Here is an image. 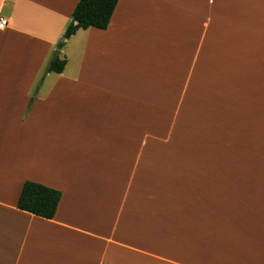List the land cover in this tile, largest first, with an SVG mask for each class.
Returning a JSON list of instances; mask_svg holds the SVG:
<instances>
[{
	"label": "crops",
	"instance_id": "crops-1",
	"mask_svg": "<svg viewBox=\"0 0 264 264\" xmlns=\"http://www.w3.org/2000/svg\"><path fill=\"white\" fill-rule=\"evenodd\" d=\"M78 2L0 0V264H264V0Z\"/></svg>",
	"mask_w": 264,
	"mask_h": 264
},
{
	"label": "trees",
	"instance_id": "trees-1",
	"mask_svg": "<svg viewBox=\"0 0 264 264\" xmlns=\"http://www.w3.org/2000/svg\"><path fill=\"white\" fill-rule=\"evenodd\" d=\"M119 0H79L72 13L63 39H68L79 29L96 27L106 29L111 21ZM64 41L58 45L61 48ZM67 61L55 52L47 67V72H62ZM62 192L44 184L26 181L22 187L18 207L45 218H53L57 212Z\"/></svg>",
	"mask_w": 264,
	"mask_h": 264
},
{
	"label": "built area",
	"instance_id": "built-area-1",
	"mask_svg": "<svg viewBox=\"0 0 264 264\" xmlns=\"http://www.w3.org/2000/svg\"><path fill=\"white\" fill-rule=\"evenodd\" d=\"M8 25V20L4 17H0V29H5Z\"/></svg>",
	"mask_w": 264,
	"mask_h": 264
}]
</instances>
